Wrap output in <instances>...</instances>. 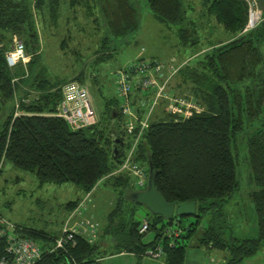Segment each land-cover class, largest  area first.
I'll use <instances>...</instances> for the list:
<instances>
[{"label":"trees","instance_id":"obj_1","mask_svg":"<svg viewBox=\"0 0 264 264\" xmlns=\"http://www.w3.org/2000/svg\"><path fill=\"white\" fill-rule=\"evenodd\" d=\"M257 1L264 5V0ZM199 2L201 14L212 16L228 34L226 39H209L207 49L181 63L184 57L175 72V86L185 85L186 95H191L202 109H192L188 117L179 116L175 120L174 116L179 114L165 108L160 115L157 110L153 112L155 106L135 146L136 162L151 163L155 186L167 201L196 200L192 219L183 215L166 220L132 198L134 188L128 172H113L133 141L123 126L120 97L105 99L104 111L94 123L71 128L63 117L53 112L61 98V85L68 80L84 82L83 69L70 79H50L44 66L33 77L29 75L38 56L37 17L45 24H58L64 9L69 11L65 14L68 21L77 16L78 6H84L87 16L93 14L97 18L95 9H91L95 5L107 30L94 57L98 65L113 55L114 49L110 46L113 39L138 28L130 1L0 0V113L4 114L0 121V162L32 171L40 184L70 181L84 193L101 179L122 188L128 186V194L121 192L107 213L103 227V235L114 239L109 254L124 250L141 256L147 248L161 244L166 264H183L188 240L198 226L201 231L196 244L228 251L222 264H239L264 246V7L259 22L243 30L248 17L246 0ZM188 3L186 0H146L156 20L175 25L179 42L196 49L201 41L199 23L189 15L193 8ZM14 37L22 41L25 53L30 56L26 70L20 61L14 70L7 62L6 52L11 49ZM64 44L62 39L61 46ZM141 57L146 56L140 53L134 60ZM127 65L115 73L127 70ZM29 78L35 93L30 95L26 91L16 104L10 103L7 107L18 82ZM149 90L139 87L128 91L138 117L145 114ZM6 107L8 110L4 111ZM240 133L246 135L252 178L258 185L250 192L257 215V235L226 239L228 216L224 203L238 185L231 144ZM116 138L119 140L115 141ZM144 167L148 178L149 167ZM134 182L137 184L135 177ZM79 202V199L66 201V213L74 210ZM140 206L146 207L142 217L148 220V228H155L153 238L146 242L142 240L146 231L138 232L142 217H136V211ZM160 220L164 223L157 227ZM15 225L20 235L39 242L42 251L35 264L91 263L104 255L99 243L90 242L83 235H76L74 244L66 243L64 247L50 250L57 234Z\"/></svg>","mask_w":264,"mask_h":264},{"label":"rangeland","instance_id":"obj_2","mask_svg":"<svg viewBox=\"0 0 264 264\" xmlns=\"http://www.w3.org/2000/svg\"><path fill=\"white\" fill-rule=\"evenodd\" d=\"M129 1L135 9L139 26L135 31L113 39L110 43V46L114 49L113 55L110 59L102 61L98 65L94 62V57L107 30L102 17L97 14L98 10L95 5H92L91 9H95L97 18H94L93 14L87 16L85 13L86 7L84 6H78L77 16L68 21H66L65 14L69 11L67 8L64 9L58 24H45L37 17L38 56L30 71L31 74L29 73L30 77H33L41 66L45 67L46 76L50 79L53 77L70 79L83 69L85 73L84 82L89 86L92 105L98 117L104 111L105 99L114 96L119 98L114 83L116 70L133 61L140 52L146 57L154 56L165 61L170 60L169 57L172 56L173 60L172 58L171 60L177 64L185 57L181 62L185 63L191 57H198L203 50L207 49L209 39L216 41L219 38L226 39L228 37L222 24L218 23L212 16L201 14L202 7L199 0H186L193 8L191 11L189 10V15L199 23L198 30L201 41L196 49L179 42L175 25H167L156 20L147 6L146 0ZM258 4L262 12L264 5H261L259 1ZM62 39H65L64 46H61ZM13 46L14 39L11 42V49L7 52L12 51ZM23 54L24 57L19 58L12 65L9 64L13 70L19 65L17 64L19 61L23 69L26 70V62L30 56L25 51ZM29 81L30 78L18 82L15 95L8 102L7 107L10 103L16 104L20 96L24 95L26 91L30 95L35 93V89L30 87ZM175 83H177L176 73L172 75L169 81L168 91L171 94L192 97L186 95L188 90H185V85L176 87ZM178 90H183V92L180 93ZM160 102L161 104L158 107L156 106L153 112L157 110L162 115V111L166 110V104L164 99ZM7 107L4 111L8 110ZM16 112L17 110H15ZM3 115L0 113V121ZM152 116L153 113L150 114L149 118H152ZM231 150L234 154L238 185L224 203V209L228 216V227L224 236L226 239H230L231 236L238 238L256 236L257 215L250 192L256 189L258 185L252 178V170L248 161L246 135L244 136V133L237 135L231 144ZM139 163L148 166L146 161L140 160ZM130 175L132 179L130 185L134 190L145 188L144 185L138 186L135 184L133 175ZM127 187L122 188L113 185L112 181L101 179L90 191L89 197L85 200V207H80V213L75 218L90 217L97 221L98 229L93 241L102 246L100 247L101 254H106L102 258L99 257L95 262L82 264H166L162 256L152 257L146 253L141 256L134 254L108 256V253L113 250L111 242L114 239L103 235V227L106 224L107 213L118 201L121 192H125V196L128 194L129 189ZM84 194L73 182L66 181L60 184L46 182L40 184L32 171L13 167L7 162H0V216L5 217L14 224L42 228L58 235L61 224L68 213H66L65 202L74 199L80 201ZM126 206L128 207V205ZM145 210V206L138 207L136 217H142ZM192 217L190 216L191 219ZM163 223L162 220L158 221L157 227H160ZM200 231L201 227L198 226L188 240L184 260L201 264L224 263L228 255L226 249L196 244V237ZM154 234L155 228H148L143 234L142 240L145 242L151 240ZM210 259L212 260L210 261ZM239 264H264V246L261 245L256 252L244 257Z\"/></svg>","mask_w":264,"mask_h":264},{"label":"built area","instance_id":"obj_3","mask_svg":"<svg viewBox=\"0 0 264 264\" xmlns=\"http://www.w3.org/2000/svg\"><path fill=\"white\" fill-rule=\"evenodd\" d=\"M248 3V17L243 30L254 27L261 19L262 12L257 0H246ZM13 50L7 52L8 64H14L19 58L15 53L18 48L23 49L20 39L14 38ZM170 60L141 57L131 61L127 70L118 71L115 75L116 90L120 97L119 105L124 116L123 126L127 133L131 134L133 141L124 151L123 159L113 172H128L135 177L136 183L145 185L147 173L145 167L135 160V146L143 129L148 123L152 109L165 100V108L168 111L177 113L174 119L188 117L191 110L199 111L202 106L193 97L178 96L168 91L167 82L176 72L180 64ZM141 88L149 90L148 104L145 106V114L138 117L135 108L130 104L128 91L130 88ZM154 89V90H153ZM143 104V102H140ZM54 114L63 117L71 128H78L89 125L97 120V115L92 105V95L89 86L85 82L68 80L61 85V98L56 105ZM91 191V190H90ZM90 191L84 194L78 205L67 214L61 224L60 233L54 238L50 250L64 247L66 243H75L76 235H83L90 242L97 234L98 223L90 217L75 218L80 213V207H85V200L89 197ZM148 220L142 217L138 232L147 231ZM41 246L33 238L20 235L16 231V225L3 216H0V264H35L41 255ZM152 257H160L163 254L161 244L149 247L145 251ZM212 259H210L211 261ZM209 264V263H207Z\"/></svg>","mask_w":264,"mask_h":264},{"label":"water","instance_id":"obj_4","mask_svg":"<svg viewBox=\"0 0 264 264\" xmlns=\"http://www.w3.org/2000/svg\"><path fill=\"white\" fill-rule=\"evenodd\" d=\"M119 139L116 138L115 141ZM149 174L145 188L132 191V198L144 204L150 211L166 220L175 216H192L196 213V200L167 201L155 186L152 165L148 162Z\"/></svg>","mask_w":264,"mask_h":264},{"label":"crops","instance_id":"obj_5","mask_svg":"<svg viewBox=\"0 0 264 264\" xmlns=\"http://www.w3.org/2000/svg\"><path fill=\"white\" fill-rule=\"evenodd\" d=\"M140 53H141V52H140ZM140 53H139V54H140ZM189 55H190V54H189ZM191 55H193V54H191ZM145 211H146V210H145ZM144 213H145V212H144ZM111 240H112V239H111ZM111 243H112V246H113L114 241H112ZM126 254H134V253L122 250V251H120V252H116V253H113V254H109V253H108V256L115 257V256H124V255H126ZM105 255H106V254H105ZM105 255H103V256H105ZM134 255H135V254H134ZM103 256H102V257H103ZM102 257H100V258H102ZM183 264H201V263H195V262L185 261V260H184Z\"/></svg>","mask_w":264,"mask_h":264},{"label":"clouds","instance_id":"obj_6","mask_svg":"<svg viewBox=\"0 0 264 264\" xmlns=\"http://www.w3.org/2000/svg\"><path fill=\"white\" fill-rule=\"evenodd\" d=\"M23 55V49L22 48H18L16 53H15V56L16 57H21Z\"/></svg>","mask_w":264,"mask_h":264}]
</instances>
